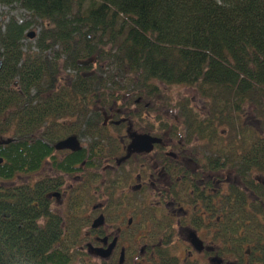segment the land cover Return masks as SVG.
<instances>
[{
    "label": "trees",
    "instance_id": "obj_1",
    "mask_svg": "<svg viewBox=\"0 0 264 264\" xmlns=\"http://www.w3.org/2000/svg\"><path fill=\"white\" fill-rule=\"evenodd\" d=\"M0 5L23 9L34 19L0 21V264H70L75 257V264H92L76 248L77 229H62L60 219L33 223L44 210L36 214L31 206L29 182H14L50 153L56 137L45 125L79 111L69 97L94 92L106 104L103 88L115 79L135 80L137 94L148 96L157 92L156 80L192 87L212 114L201 124L206 137L215 122L218 129L225 124L223 134H231L227 140L223 135L225 144L252 142L240 122L246 107L264 119V0H0ZM32 24L40 27L35 51L22 50ZM54 46L60 50L44 58ZM60 54L66 56L61 63ZM79 58L87 64L77 65ZM92 63L96 70L88 74ZM101 63L114 73H104ZM60 66L75 72L68 90L53 86ZM188 103L184 98L178 108L191 120ZM217 113H223L222 122ZM258 144L245 159L264 161V141ZM75 155L64 163L67 169L80 158Z\"/></svg>",
    "mask_w": 264,
    "mask_h": 264
},
{
    "label": "flooded vegetation",
    "instance_id": "obj_2",
    "mask_svg": "<svg viewBox=\"0 0 264 264\" xmlns=\"http://www.w3.org/2000/svg\"><path fill=\"white\" fill-rule=\"evenodd\" d=\"M59 50L54 46L42 55L50 60L52 51ZM64 58L60 54L59 63ZM84 61L76 60L77 65L87 64ZM73 73L60 66L52 81L55 90L66 89ZM113 81L103 88L108 103L101 104L94 92L71 96L79 111L64 112L63 119L45 125L56 138L40 167L27 173L31 206L36 214L44 210L33 223L46 225L60 219L62 229H77L76 248L96 264H264V161L245 159L264 141L261 119L245 111L240 122L252 134V142L225 144L223 125L218 129L216 122L215 131L207 128L206 137L205 117L212 114L206 112L204 98L190 99L191 120L184 119L181 110L172 120H162L147 111L150 101L144 96L148 95L137 94L141 87L135 80H126L131 98L114 94L113 85H123ZM156 91L149 98L157 97V87ZM117 99L122 101L119 106ZM217 115L222 122L223 113ZM134 135H143L144 141L136 149L131 144ZM68 137L73 138L68 147H55ZM83 137L85 144L80 143ZM74 154L80 158L67 169L64 163ZM67 177L77 183L68 184ZM93 180L96 187L90 185ZM98 180L120 187L109 191L104 201L87 205L86 199L100 191ZM98 218L101 221L92 226Z\"/></svg>",
    "mask_w": 264,
    "mask_h": 264
},
{
    "label": "rangeland",
    "instance_id": "obj_3",
    "mask_svg": "<svg viewBox=\"0 0 264 264\" xmlns=\"http://www.w3.org/2000/svg\"><path fill=\"white\" fill-rule=\"evenodd\" d=\"M86 4H87V1L84 2L82 7H85ZM10 17H13L14 19H16L19 22H24L25 21V22L32 23V21L34 20L23 9L16 8V7L15 8H10L8 6L0 5V21H1V19L3 21H6ZM33 25L34 24H32V26L28 27L26 29V32L32 31V32H34V36H33V38L25 37L24 39H22V48L23 49L30 48V50L35 51V48L33 47V44L35 43V39H36V37L38 35V31H39L40 27H39V25H37V26H33ZM2 28L3 27L0 26L1 30H2ZM102 67H103L102 69H103L104 73L113 72V68L111 66H109V65H104V63H103ZM91 68L92 69L95 68L94 69V71H95L96 70V65L92 63L91 67H90V70H91ZM69 73H71V72H69ZM115 80H116V82H115L116 84H121L123 86L118 88L115 85H113L114 87H112V89L114 91V94L121 95L122 97H125L126 95L128 97H130V98L134 97L132 92L127 91V89H125L127 87L126 86V80H124V79L123 80L122 79H115ZM117 81H119V82H117ZM153 83L156 84V87L158 89V94H157V97H151V98H149V96L148 97L144 96V98H146L145 100L150 101V106L147 108V111L156 113L158 116H160V118H162V120H168V121H170V119L172 120L174 115L176 113H178L177 111H179L178 103L180 101L184 100V98H187L188 101H190L191 98H195V99L200 98V96L197 95V93L195 92V90L192 87L184 86V85H181V84H164V83L159 82L157 80L153 81ZM116 102H117L116 103L117 106H119L122 101L120 99H117ZM143 102H145V101H143ZM192 103H193V105H197L194 102H192ZM188 105H189V103H188ZM249 108L250 107H246L245 110L252 111V109H249ZM248 113L249 114L253 113V111L252 112H248ZM244 122L248 123L249 120L245 119ZM167 126H169V125L167 124ZM224 128L228 130V126L225 125V124L223 125V129ZM261 128H262V130L264 132V119L262 120ZM225 135H226V133L224 134V136ZM230 135H226L225 137L223 136L224 140H227L230 137ZM80 143L81 144H85L86 143V138L83 137V139H82V141ZM85 174L86 173H84V171H83L82 175L84 176ZM19 175L20 176L18 177V179H16L15 182H20L22 180L24 182H26V180H30V178L28 177L29 175H27V174H23V175L19 174ZM90 180H91V178H90ZM66 181H67L68 184H72L73 186H74V184L77 183V180H75L73 177H67ZM94 181L95 180L90 182L91 187H96V184H95ZM98 182H99V184H101L102 180H98ZM115 187L118 188V187H120V185H112V184H109L107 182H104L103 184H101L100 191H98L97 193H94V194L91 191V193L93 194V197H92V199H86L87 202H89L87 205H91L92 206L93 204L98 203L101 200L104 201L103 197H109V195H108L109 191L115 190ZM89 195H90V193H89ZM89 208L90 207L88 206L87 208H84L83 211L86 213L89 210ZM95 212L93 213V215H95ZM84 225L87 226V224H84ZM81 228H82V226H81ZM80 245L84 246V243H83L82 240H80ZM77 261H78V258L75 257L74 260L71 261L70 264H75ZM89 261L92 264H96L95 263L96 260H93V258H89Z\"/></svg>",
    "mask_w": 264,
    "mask_h": 264
},
{
    "label": "water",
    "instance_id": "obj_4",
    "mask_svg": "<svg viewBox=\"0 0 264 264\" xmlns=\"http://www.w3.org/2000/svg\"><path fill=\"white\" fill-rule=\"evenodd\" d=\"M26 35H27L29 38H32L33 35H34V33H33L32 31H30V32H28ZM0 66H1V60H0ZM142 136H143V135H134V136H133L134 138L131 140V144H132V146H133L135 149L137 148L136 145H140L141 143H144V141L142 140ZM72 139H73V138H70V137L65 138L64 140H61V141L57 142V143L55 144V147H57V148L68 147V146L70 145V141H71ZM7 140H9V139H7ZM1 142H6V140L1 141ZM149 148H150V147L148 146L146 149H149ZM0 162H1V157H0ZM100 221H101L100 218L95 219V220L92 221V224H91V225H92V226H96L97 223L100 222Z\"/></svg>",
    "mask_w": 264,
    "mask_h": 264
},
{
    "label": "bare ground",
    "instance_id": "obj_5",
    "mask_svg": "<svg viewBox=\"0 0 264 264\" xmlns=\"http://www.w3.org/2000/svg\"><path fill=\"white\" fill-rule=\"evenodd\" d=\"M95 120V119H94Z\"/></svg>",
    "mask_w": 264,
    "mask_h": 264
}]
</instances>
